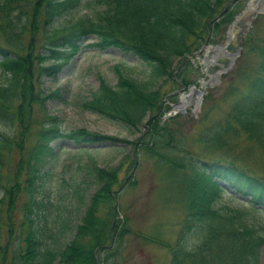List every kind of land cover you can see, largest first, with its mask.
Wrapping results in <instances>:
<instances>
[{"label": "rangeland", "instance_id": "374dc122", "mask_svg": "<svg viewBox=\"0 0 264 264\" xmlns=\"http://www.w3.org/2000/svg\"><path fill=\"white\" fill-rule=\"evenodd\" d=\"M248 2L221 0L212 22L204 25L205 31L198 27L190 32L186 41L190 52L177 58L168 74L157 80L155 94L149 98L155 99L156 109H147L136 125L108 119L102 113L85 109L83 104L92 101L104 84L114 87L120 72L137 81L145 80L149 66L139 58L115 47L99 50L89 46L96 41V37L89 36L80 42L81 49L56 78L46 76L40 69V63L43 66L51 63L47 60L31 69L30 92L35 90L36 97H9V118L0 120V133L7 140L0 150V264H15L17 251L13 248L18 241L23 245L19 238L22 239L21 233L25 231L24 206L31 198H41L39 191L47 193L46 200L51 206L46 211V223L53 237L56 236L47 237L46 242L59 247L71 239L95 189L86 172L91 161L101 168L116 169L112 213L117 223L113 244L120 245L114 256L118 264L169 263L171 247L181 236L186 218L188 190L196 188L195 182L200 181L192 173L189 158L233 160L264 181V147L244 131L234 130L236 125L231 124L234 106L247 92L249 81L255 76H264L261 57L264 10H257L261 3L248 14L242 28L234 26L244 17ZM101 9H75L56 19L53 25L60 27L83 16L92 17ZM226 9L228 12L222 15ZM230 29L237 32L239 54L234 64L217 82L212 79L210 83L201 84L206 58H211L214 45H225L231 40ZM41 40L39 26L32 53L41 52ZM29 42L28 31L16 43L25 53ZM0 43L7 47L2 36ZM3 80L0 73V82ZM192 86L201 94L192 92ZM57 89L61 97H46ZM188 93L192 105L175 109L183 94ZM131 95L141 98L133 90ZM38 97L42 99L36 102ZM12 114L16 115L15 120ZM52 122L64 132L88 131L115 138L116 142L103 140L95 143L108 142L107 146L86 148L85 144L93 143H81L71 148L62 139L53 141L55 155L47 164L42 189L26 177V164L37 158L39 151L35 149L43 138L41 131ZM227 124H231V128ZM219 183L227 190L217 200V206H247L245 196L228 187L227 182L220 180ZM78 184L89 188L83 202L74 196ZM254 219L264 227V212H254ZM63 222L66 226L60 235L57 227ZM18 231L20 237H17ZM118 234H123L122 240L118 239ZM262 242L259 264H264V239ZM238 247L237 241L219 238L205 255L204 264H214L215 260L219 263L221 258L225 261L223 255L236 253ZM104 257V251L97 254L98 264H104Z\"/></svg>", "mask_w": 264, "mask_h": 264}, {"label": "trees", "instance_id": "16d2710c", "mask_svg": "<svg viewBox=\"0 0 264 264\" xmlns=\"http://www.w3.org/2000/svg\"><path fill=\"white\" fill-rule=\"evenodd\" d=\"M220 1L0 0V36L7 45L5 47L0 43V73L4 77L0 82V120L7 121L6 118H9V97H36L35 90L30 92L31 69L47 60L51 63L48 66L40 63V69L46 76L56 78L81 49L79 43L82 39L94 36L97 40L89 46L99 50L119 48L123 53L148 63L149 70L142 81L129 78L119 71L120 78L114 87L103 83L102 91H97L93 100L82 106L102 113L108 119L139 124L144 112L157 106L155 99H149L155 94V83L165 73L168 74L169 67L177 58L190 52V44L186 42L188 35L198 27L205 31L206 25L216 16ZM83 7L102 9L92 17L83 16L60 27L53 25L64 14ZM226 12L227 9L221 13L225 15ZM39 26L42 31L41 52L34 54L32 50ZM28 31V50L22 53L16 42ZM261 57L264 69V50L261 51ZM132 90L141 98H132ZM46 97L61 96L57 89ZM38 99L42 98L38 97L36 102ZM150 105L152 108H149ZM15 116L11 115L12 120H15ZM231 124L236 125L234 130L244 131L250 139L264 147V76H255L249 81L247 92L241 95L234 106ZM231 124L227 125L231 128ZM48 126L45 131H41L43 138L39 139L35 149L39 151L37 158L26 164V177L42 189L48 173L47 164L55 155L51 146L53 141L65 138L75 144L103 140L116 142L115 138L88 131L64 132L55 122ZM3 137L0 133V150L7 141ZM189 162L194 177L200 181L195 182L196 188L188 190L187 214L182 233L171 247L168 264H204L205 255L219 238L237 241L239 247L236 253L224 254L225 261L221 258L219 263L215 260L214 264L241 261L244 264H259L264 227L255 222L254 212H264V181L233 160L192 157ZM86 168L95 189L71 239L59 247H52L46 242L47 237H53L46 223V211L51 204L46 200V191H39L42 197L31 198L24 206L25 231L21 233L22 239L19 238L23 248L19 241L13 248L17 251L15 264H98L97 254L100 251L105 252L104 264H118L114 256L120 245L113 244L117 223H114L112 213V186L116 169L101 168L94 161L88 163ZM220 180L227 182L228 187L236 193L245 196L248 199L247 206H217V200L227 190L219 183ZM36 186L34 184V189ZM88 189L78 184L74 196L83 202ZM63 223L57 227L60 235L66 226ZM18 232L17 237H20ZM122 235L118 234L119 240H122Z\"/></svg>", "mask_w": 264, "mask_h": 264}, {"label": "water", "instance_id": "95a60500", "mask_svg": "<svg viewBox=\"0 0 264 264\" xmlns=\"http://www.w3.org/2000/svg\"><path fill=\"white\" fill-rule=\"evenodd\" d=\"M261 3V6L257 9L258 11L264 10V0H249L248 5L254 4L258 5ZM263 4V5H262ZM249 13H244V17L242 20L234 26L239 28L243 27L244 20L248 16ZM231 29L228 31L230 33ZM237 33V32H236ZM239 52L236 46L235 36L231 37L230 41H227L225 45H214L213 52L211 54V58H206L205 60V75L204 78L200 81L201 84L205 85L206 83H210L212 79L217 82L220 79L222 73H224L228 68H230L233 64L235 59L237 58ZM224 56L225 60H221V57ZM213 84V83H212ZM193 87V86H192ZM197 93H200L198 89L195 90ZM201 94V93H200ZM183 109V108H177ZM67 145L71 148H77L78 146L72 142H67ZM107 143H93L90 145L85 144L84 147L86 148H98L107 146Z\"/></svg>", "mask_w": 264, "mask_h": 264}, {"label": "bare ground", "instance_id": "6f19581e", "mask_svg": "<svg viewBox=\"0 0 264 264\" xmlns=\"http://www.w3.org/2000/svg\"><path fill=\"white\" fill-rule=\"evenodd\" d=\"M255 9H256V5L251 4V5H249L247 7L246 13L253 12ZM229 34L232 37V36H235L236 35V32L233 29H231V31H230ZM195 90H196L195 87H191V91L192 92H196ZM191 105L192 104H191V101H190V98H189V93H188V94H183L181 102L179 104L175 105L174 108L175 109H177V108H183V109H185V107L191 106Z\"/></svg>", "mask_w": 264, "mask_h": 264}]
</instances>
